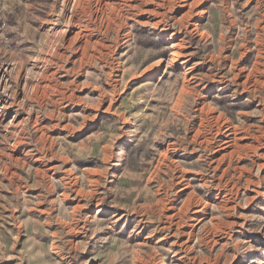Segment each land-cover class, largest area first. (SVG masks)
I'll list each match as a JSON object with an SVG mask.
<instances>
[{
  "label": "rangeland",
  "instance_id": "rangeland-1",
  "mask_svg": "<svg viewBox=\"0 0 264 264\" xmlns=\"http://www.w3.org/2000/svg\"><path fill=\"white\" fill-rule=\"evenodd\" d=\"M191 1L0 0V264H264V0Z\"/></svg>",
  "mask_w": 264,
  "mask_h": 264
},
{
  "label": "bare ground",
  "instance_id": "bare-ground-1",
  "mask_svg": "<svg viewBox=\"0 0 264 264\" xmlns=\"http://www.w3.org/2000/svg\"><path fill=\"white\" fill-rule=\"evenodd\" d=\"M187 1H189V0H185V2L187 3ZM196 0L194 1H191V2H189L188 4L189 5H195L196 4ZM176 45V44H175ZM228 129H226V130H228V132L224 135V137L222 138V141H221V143H220V145H222V144H224V145H228V143L233 139L232 137L234 136L233 134H232V131H230L231 129H230V127H227ZM223 134V133H222ZM225 146V147H226Z\"/></svg>",
  "mask_w": 264,
  "mask_h": 264
}]
</instances>
